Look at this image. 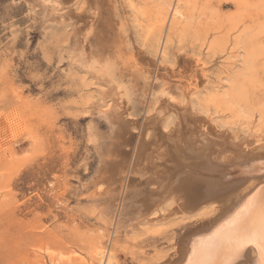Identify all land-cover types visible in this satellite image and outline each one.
<instances>
[{
	"label": "rangeland",
	"instance_id": "rangeland-1",
	"mask_svg": "<svg viewBox=\"0 0 264 264\" xmlns=\"http://www.w3.org/2000/svg\"><path fill=\"white\" fill-rule=\"evenodd\" d=\"M105 1L78 35L40 27L32 0H0V264H107L108 252L110 264H160L168 255L180 220L133 226L122 198L94 195L110 134L101 111L136 121L123 137L131 147L164 99L188 100L238 140L264 143V0ZM77 37L87 68L73 53Z\"/></svg>",
	"mask_w": 264,
	"mask_h": 264
},
{
	"label": "bare ground",
	"instance_id": "bare-ground-1",
	"mask_svg": "<svg viewBox=\"0 0 264 264\" xmlns=\"http://www.w3.org/2000/svg\"><path fill=\"white\" fill-rule=\"evenodd\" d=\"M32 1L41 13L35 18L40 27H71L78 35L81 25L103 14L106 5L105 0ZM170 8L173 16L181 15L178 2ZM76 41L73 53L87 68V55L78 37ZM159 107L163 114L145 119L133 148L130 139L123 137L136 121L117 107L99 112L109 123L110 134L99 161L100 174L91 182L96 186L95 197L122 198L118 207L121 212L129 209L126 222L133 226H159L171 218L182 222L160 264H264L262 138L238 140L193 110L188 100L164 99ZM259 113L257 121L264 124V110ZM169 114L174 115V124L164 130ZM166 206L171 212L165 215L161 212ZM108 253L106 263L110 264L112 253ZM104 254L102 250L101 258Z\"/></svg>",
	"mask_w": 264,
	"mask_h": 264
},
{
	"label": "snow or ice",
	"instance_id": "snow-or-ice-1",
	"mask_svg": "<svg viewBox=\"0 0 264 264\" xmlns=\"http://www.w3.org/2000/svg\"><path fill=\"white\" fill-rule=\"evenodd\" d=\"M261 239L264 240V235H262ZM262 252H264V244H262Z\"/></svg>",
	"mask_w": 264,
	"mask_h": 264
}]
</instances>
